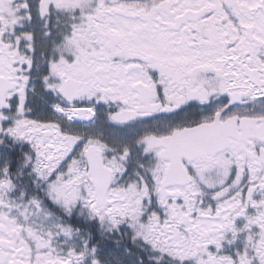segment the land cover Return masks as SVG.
<instances>
[{
	"label": "snow or ice",
	"instance_id": "snow-or-ice-1",
	"mask_svg": "<svg viewBox=\"0 0 264 264\" xmlns=\"http://www.w3.org/2000/svg\"><path fill=\"white\" fill-rule=\"evenodd\" d=\"M0 264H264V0H0Z\"/></svg>",
	"mask_w": 264,
	"mask_h": 264
}]
</instances>
